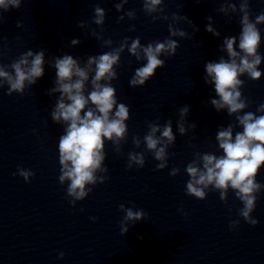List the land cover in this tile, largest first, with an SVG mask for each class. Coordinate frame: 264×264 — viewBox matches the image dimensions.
<instances>
[{"label": "clouds", "instance_id": "clouds-1", "mask_svg": "<svg viewBox=\"0 0 264 264\" xmlns=\"http://www.w3.org/2000/svg\"><path fill=\"white\" fill-rule=\"evenodd\" d=\"M21 3L22 0H0V9L4 12L11 8L19 9ZM127 3L128 0H120L115 4L116 11L120 12ZM229 10L234 14H241L240 34L238 37L226 36L223 39L221 51L226 52L227 58L222 56L219 62H206L204 81L214 85L215 93L219 97L210 101L213 107L217 111L226 109L229 116H235L236 123L229 124L226 128L221 127L216 134L215 139L222 155L196 152L194 159L187 164L185 171L190 179L186 183V195L204 200L209 191H217L221 202L227 203L228 192L232 190L243 205L239 208L238 215L249 225L255 226L258 220L253 218L252 213L256 208L258 194L264 190V184L256 179L264 167V104H260L255 113L244 111L251 101L241 91L245 85L241 77L247 75L248 79L258 81L264 75L259 69L264 57L259 53L261 32L258 27L264 24V12L253 19L249 0H240L239 8L232 0H224L218 11L227 16ZM143 11L153 21L169 20L165 14L164 0H143ZM125 16L135 19L136 13L127 11L119 16L118 21H123ZM171 19L176 23L184 21L192 25L188 17L177 13H173ZM206 19L209 23L205 30L219 37L220 32L212 27V17ZM2 20L3 16L0 15V22ZM92 23L96 26H103L105 23V10L98 5L94 8ZM77 26L87 29L97 40H103V45L111 51L87 57L83 66L81 58H74L70 54L53 56L47 61L48 66L56 71L55 87L49 89L48 94H60L51 112V119L56 124L63 122L66 125L58 142L61 166L59 182L61 185L65 181L70 182L67 197L73 207L77 201L84 200L92 192V187L86 188V185L103 184L109 178L107 175H97L108 172L104 164L105 141L111 142L117 153L121 152L122 143L127 141L126 121L130 119V109L126 104L118 102L116 89L112 86V81L118 79L116 69L120 65L121 55L127 50L137 61H146L135 70L129 81L133 88L143 87L156 74L158 68L165 66L162 56H175L179 44L173 37L190 38L189 33L169 23V38L163 42L153 41L143 45L139 37L131 40L125 37L118 47H112L113 41L105 40L88 23L81 21ZM17 27H23L22 23L17 22ZM130 30L134 31L135 25ZM198 30L194 28V31ZM80 43L79 39H72L70 46ZM6 48V43L0 46V56L7 54ZM45 58V49L35 52L29 49L10 64L0 63V88L7 85L9 96L13 93L23 95L26 89L44 76ZM189 110L187 105L179 109L177 130L182 136L186 133L184 118ZM189 127L195 129L196 124ZM237 127L242 128V131L234 132ZM158 132L159 137L156 135ZM175 140L171 120L163 125L148 123V132L143 136V143L146 152L152 153L153 158L159 162L156 164L157 170L168 167V148L174 145ZM132 142L136 148H140L139 136H133ZM134 165L144 167L145 152L128 153L127 167L131 169ZM179 172V168H173L169 175L175 177ZM18 174L25 182H30L35 176L33 171L23 168H18ZM134 207V204L133 207H125L123 204L119 206L120 211L125 213L120 224L121 235L127 233L129 222L134 224L144 220L147 215L142 209L134 210ZM180 211L183 212L182 207ZM239 223V220L231 221L230 230L235 229ZM64 255V252L59 253L60 258Z\"/></svg>", "mask_w": 264, "mask_h": 264}]
</instances>
